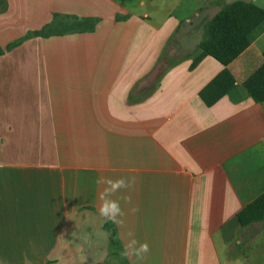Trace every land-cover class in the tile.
I'll use <instances>...</instances> for the list:
<instances>
[{"label": "crops", "instance_id": "0c3cea01", "mask_svg": "<svg viewBox=\"0 0 264 264\" xmlns=\"http://www.w3.org/2000/svg\"><path fill=\"white\" fill-rule=\"evenodd\" d=\"M183 4L198 3L4 0L0 264H133L118 256L133 238L150 249L137 264H264V220L238 219L264 194V102L244 87L264 34L227 67L167 63ZM55 15L97 23L28 37ZM225 68L236 88L208 107L200 92ZM100 178H135L111 197L122 223L99 214Z\"/></svg>", "mask_w": 264, "mask_h": 264}, {"label": "trees", "instance_id": "16d2710c", "mask_svg": "<svg viewBox=\"0 0 264 264\" xmlns=\"http://www.w3.org/2000/svg\"><path fill=\"white\" fill-rule=\"evenodd\" d=\"M3 9L4 0H0V11ZM263 22L264 9L247 2L229 5L207 23L206 20H202L198 26H203L205 33L197 48L196 52L200 51V53L193 61L192 68L207 56L214 58L225 67L229 66L250 47L256 30ZM96 23L97 20L91 18L79 19L75 16L55 15L51 24L41 31L29 34L28 37L47 38L68 33L91 32L95 29ZM73 25L78 29L73 30ZM14 45H9L8 48ZM192 56L194 54H189L187 57ZM244 87L256 102H264V63L245 81ZM235 88V78L230 70L225 68L200 92V97L208 107H212ZM238 219L241 227L263 221L264 194L241 211ZM115 234L114 229L112 236L114 237Z\"/></svg>", "mask_w": 264, "mask_h": 264}, {"label": "rangeland", "instance_id": "374dc122", "mask_svg": "<svg viewBox=\"0 0 264 264\" xmlns=\"http://www.w3.org/2000/svg\"><path fill=\"white\" fill-rule=\"evenodd\" d=\"M177 3H198L196 6H187V11H184V4L181 9V13L183 14L182 18H184L182 22V28L180 29L179 34L177 35L175 40L177 39V44L174 45V39L169 42V45L167 46V49H169V55L166 58V62H184L188 59L190 61L191 59H195L196 56L200 53V51H197V48L203 39L205 28L202 26H198L199 23L202 20H206V23L209 22V20H212L217 13L228 7L229 5H234L237 2H247L252 3L253 5H256L262 9H264V0H176ZM187 14V15H185ZM72 29H78L74 25L72 26ZM264 34V22L258 27L256 30V35L254 37L255 42L256 39L261 37ZM264 41V40H263ZM262 41V43H263ZM251 43V44H252ZM251 46V45H250ZM264 46V44H263ZM194 54V57L188 58L187 55ZM250 61V59L248 60ZM157 77H153L149 81L150 89L146 90V92L140 96H134L135 99H132L134 101L144 99L147 97L151 92L153 91L154 85L157 83ZM108 226L112 227L111 224H108ZM109 227V228H110ZM37 249L34 251L36 252ZM120 254H118L119 256ZM117 257H115L113 260L115 261ZM51 264H65L64 262H61L60 260H53L51 261ZM116 262H114L115 264ZM71 264H77V263H71ZM112 264V263H107Z\"/></svg>", "mask_w": 264, "mask_h": 264}, {"label": "clouds", "instance_id": "9594fccd", "mask_svg": "<svg viewBox=\"0 0 264 264\" xmlns=\"http://www.w3.org/2000/svg\"><path fill=\"white\" fill-rule=\"evenodd\" d=\"M97 183L105 185L103 191L99 195V199L101 201L99 214L105 219L114 223H122V220H117V217L124 215L120 207V203L118 200L111 199V197L122 189L131 188L135 183V178H132L131 180H126L124 178L116 180L111 178H100ZM123 199L128 203L131 202V197H123ZM138 211L139 209L135 207L131 209L133 214ZM129 235L131 236V233ZM149 250V245L147 243H140L133 238L124 244L120 256L121 258L128 259L135 257L136 259L133 260V264H137V261L143 260L145 258ZM24 264H31V261L28 259L27 255L24 257Z\"/></svg>", "mask_w": 264, "mask_h": 264}]
</instances>
